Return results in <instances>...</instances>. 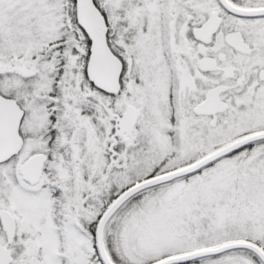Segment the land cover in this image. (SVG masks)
Here are the masks:
<instances>
[{
	"label": "snow or ice",
	"instance_id": "obj_1",
	"mask_svg": "<svg viewBox=\"0 0 264 264\" xmlns=\"http://www.w3.org/2000/svg\"><path fill=\"white\" fill-rule=\"evenodd\" d=\"M0 264H264V0H0Z\"/></svg>",
	"mask_w": 264,
	"mask_h": 264
}]
</instances>
